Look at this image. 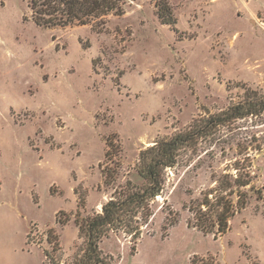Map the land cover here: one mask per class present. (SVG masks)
I'll return each mask as SVG.
<instances>
[{"label":"rangeland","instance_id":"obj_1","mask_svg":"<svg viewBox=\"0 0 264 264\" xmlns=\"http://www.w3.org/2000/svg\"><path fill=\"white\" fill-rule=\"evenodd\" d=\"M32 2L0 0V264H75L86 221L140 183L143 149L239 101L243 87L264 94V0H136L121 15L48 28ZM240 174L253 190L225 187ZM165 179L108 231L106 264H264V116L210 131ZM245 190L246 209L220 233L221 198L233 194L235 209Z\"/></svg>","mask_w":264,"mask_h":264},{"label":"trees","instance_id":"obj_2","mask_svg":"<svg viewBox=\"0 0 264 264\" xmlns=\"http://www.w3.org/2000/svg\"><path fill=\"white\" fill-rule=\"evenodd\" d=\"M39 5L33 0L30 8L33 13V21L41 27H66L75 24H88L111 14L121 15L122 7L129 1L136 0H41ZM159 18L165 24H172V12L168 7L159 6ZM119 13V14H118ZM48 17V18H47ZM239 101L233 102L209 117L195 122L188 130L177 133L166 140L156 141L152 146L143 149L139 155V162L135 169V176L140 183L129 179V187L106 202L102 207V213L89 218L81 228L85 233L87 242L83 256L75 264H106L102 258L100 243L107 237L108 231L114 228L123 229L124 223L131 220L136 211L148 206L165 190V174L168 169L176 168L180 161V155L184 150L193 149L201 138L209 136L210 131L231 126L237 121L264 116V94L251 88L243 87ZM215 183L223 181L215 178ZM232 187L237 184L239 189L253 190L254 181L251 176L243 178V174L230 178L225 182ZM249 190H245L240 199L239 207L232 209L234 199L221 198L224 212L215 214L218 230L223 233L228 228L230 219L241 210L246 209L249 203ZM232 192V191H231ZM230 192V193H231ZM218 199V198H217ZM226 200V202H225ZM200 209H208L209 202L197 201ZM193 211V210H192ZM126 218V221H125ZM204 219V218H203ZM125 221V222H124ZM210 220L205 218L202 225L196 226L204 233L210 232L215 225L208 224ZM128 227V226H126Z\"/></svg>","mask_w":264,"mask_h":264}]
</instances>
